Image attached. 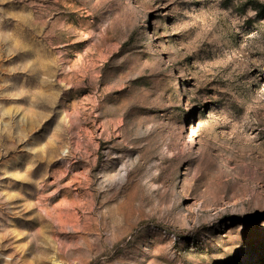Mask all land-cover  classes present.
<instances>
[{
    "label": "rangeland",
    "instance_id": "rangeland-1",
    "mask_svg": "<svg viewBox=\"0 0 264 264\" xmlns=\"http://www.w3.org/2000/svg\"><path fill=\"white\" fill-rule=\"evenodd\" d=\"M263 13L0 0V264H264Z\"/></svg>",
    "mask_w": 264,
    "mask_h": 264
},
{
    "label": "trees",
    "instance_id": "trees-1",
    "mask_svg": "<svg viewBox=\"0 0 264 264\" xmlns=\"http://www.w3.org/2000/svg\"><path fill=\"white\" fill-rule=\"evenodd\" d=\"M262 15H264V13H263ZM262 15H261V16H262Z\"/></svg>",
    "mask_w": 264,
    "mask_h": 264
}]
</instances>
